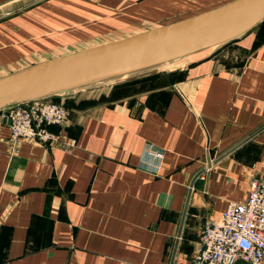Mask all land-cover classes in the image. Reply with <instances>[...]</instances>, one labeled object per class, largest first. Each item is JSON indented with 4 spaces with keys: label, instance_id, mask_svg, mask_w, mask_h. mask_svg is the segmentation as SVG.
Returning <instances> with one entry per match:
<instances>
[{
    "label": "crops",
    "instance_id": "1",
    "mask_svg": "<svg viewBox=\"0 0 264 264\" xmlns=\"http://www.w3.org/2000/svg\"><path fill=\"white\" fill-rule=\"evenodd\" d=\"M230 1L0 0V78ZM61 102L72 114L51 145L12 140L0 112V264H188L205 224L264 173V22L172 70Z\"/></svg>",
    "mask_w": 264,
    "mask_h": 264
},
{
    "label": "water",
    "instance_id": "2",
    "mask_svg": "<svg viewBox=\"0 0 264 264\" xmlns=\"http://www.w3.org/2000/svg\"><path fill=\"white\" fill-rule=\"evenodd\" d=\"M262 22L264 0H233L154 29L33 64L0 78V111L111 80H116L114 85L172 70L160 68L206 56Z\"/></svg>",
    "mask_w": 264,
    "mask_h": 264
},
{
    "label": "built area",
    "instance_id": "3",
    "mask_svg": "<svg viewBox=\"0 0 264 264\" xmlns=\"http://www.w3.org/2000/svg\"><path fill=\"white\" fill-rule=\"evenodd\" d=\"M71 114L49 98L2 110V117L10 122L12 140L43 145L64 142L65 135L50 127L66 126ZM68 144L74 147L76 141ZM156 155L163 157L161 152ZM188 264H264V173L251 176L245 202L230 203L218 219L205 224Z\"/></svg>",
    "mask_w": 264,
    "mask_h": 264
},
{
    "label": "rangeland",
    "instance_id": "4",
    "mask_svg": "<svg viewBox=\"0 0 264 264\" xmlns=\"http://www.w3.org/2000/svg\"><path fill=\"white\" fill-rule=\"evenodd\" d=\"M145 30L146 29L140 30V31H137V32H141V31H145ZM137 32H134V34L137 33ZM125 36H128V35H125ZM125 36H121V37H118V36L101 37L99 39H96V40H93V41H90V42H87V43H83V44L78 45V46L64 48V49H62L60 51H57V52H54V53L42 54L41 56H38V57L35 58L37 60H35V59L31 60L30 59V61H28V63H25L23 65V67H21V68L22 69L26 68V67L31 66L33 64H36V63L43 62V61L49 60L51 58H54L56 56L68 54V53H71V52H76V51H79L80 49H85V48H89V47H92V46H96V45H100V44H103V43H107L109 41H114V40H117V39H120V38H124ZM110 86L111 85H106V86H102V87L101 86L100 87H93V88H90V89H87V90H84V91H76V93H87V94L99 93L101 90H104V89H106L107 87H110ZM59 104H63V103L61 102ZM62 128H60V129H62Z\"/></svg>",
    "mask_w": 264,
    "mask_h": 264
},
{
    "label": "bare ground",
    "instance_id": "5",
    "mask_svg": "<svg viewBox=\"0 0 264 264\" xmlns=\"http://www.w3.org/2000/svg\"><path fill=\"white\" fill-rule=\"evenodd\" d=\"M185 62L187 61H177L175 63H170V64H167V65H164L162 66L160 69H168V68H174V67H177V66H181L183 65ZM128 78V77H127ZM116 80H111V81H108V82H103V83H100V84H97L95 85V87H100V86H106V85H112L113 83H115ZM91 88V87H89ZM89 88H82V89H78V91H82V90H85V89H89Z\"/></svg>",
    "mask_w": 264,
    "mask_h": 264
},
{
    "label": "trees",
    "instance_id": "6",
    "mask_svg": "<svg viewBox=\"0 0 264 264\" xmlns=\"http://www.w3.org/2000/svg\"><path fill=\"white\" fill-rule=\"evenodd\" d=\"M80 50H82V49H80ZM71 53H73V52H71ZM52 102H56V103H61V99H62V97H52V98H49ZM65 107H67L68 109H70L66 104H63ZM71 110V109H70ZM1 112V111H0ZM50 129L52 130V131H54V132H59V127H55V126H53V127H50Z\"/></svg>",
    "mask_w": 264,
    "mask_h": 264
}]
</instances>
